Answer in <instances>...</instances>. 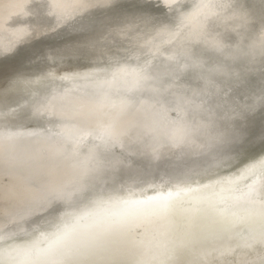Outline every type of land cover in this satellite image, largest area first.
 Returning <instances> with one entry per match:
<instances>
[{"label":"rangeland","instance_id":"rangeland-1","mask_svg":"<svg viewBox=\"0 0 264 264\" xmlns=\"http://www.w3.org/2000/svg\"><path fill=\"white\" fill-rule=\"evenodd\" d=\"M19 1L20 0H0V13L13 10L11 13L12 15L6 21H2L0 17V49L17 47V49H19L18 52L21 54L29 53L31 54L30 56L34 54L38 55L40 54V51H43L44 49L47 50L53 48L55 44L54 42L58 40L60 41V38H80V44H78V41L76 42V40V43H73V45L68 44L72 49L81 45V43L87 42L88 44L89 41L93 39H99L92 34L95 33L96 30H99L98 32L100 34L102 33V36L107 34L116 37L121 35L123 29H135L133 25L135 22L133 21L136 20L143 11H149V9L146 10L149 6L146 3L148 0H136L134 4L139 5V7L142 6V8H137L136 10L131 9V13L126 16H117L119 9L123 8L120 7V2H117L112 6L108 11L110 14H106L108 12L104 13L102 8H96L95 10L93 9V11L91 9L89 11V8L87 7H80L81 5L79 6V3H81V0H29L30 3L25 6L21 5ZM166 1L169 3L168 7L165 8L162 6L161 8L160 5L154 7L153 11L156 12L155 20H158L162 13H165V16L167 17L175 8L178 9V12L181 14V12H184L185 8L190 5L192 0ZM175 1H178V3H175ZM194 3L202 5L192 14V21L194 22L192 24L190 23L188 31L186 32V28L183 29L180 25L181 23L178 22L179 25L176 24L174 26L170 36L162 38L156 48L158 49V52H156L158 54L160 51H166L165 54L163 53L162 58H165L168 64H171V62H168L171 61V58L181 55L182 53L184 54L187 51H195L197 47L200 48V50L208 48V52H212L214 49H216L217 52L227 51L230 47H226L229 46L226 43H230V41L235 39V32L246 33L247 37L250 35V37H253L252 40L250 38L252 44L244 46L250 49L248 52L251 50L257 52L258 49H253L256 48L255 45H259V50L260 46L264 45V34L262 35V33L256 31V29L260 30V27L264 25V0H198ZM66 5L68 7H65ZM35 6L36 8H34ZM49 8H54L50 14L46 12V9ZM128 8H131L130 5ZM17 9L21 10L17 11ZM158 9H161V11H158ZM14 10H16V12ZM198 11L199 14H197ZM146 19H149V17ZM111 21L115 23L112 30L108 29V24ZM99 22L107 25L106 28L104 29ZM93 24H98L99 27L92 29L90 32L91 35L77 34L79 29L90 28ZM198 24H202L203 27H199ZM201 28L204 29L201 30ZM217 31L221 32L217 34ZM162 32L163 30L158 28L153 35L140 40L135 47L137 49H140L139 47H144L150 43V40L153 38L157 36L160 37V35L162 36ZM214 32L217 37L216 43L209 44L206 40L202 39L205 46H202V42L195 44L194 41L196 36L197 39H199L201 33L211 36ZM251 32L254 33L250 34ZM76 34L77 37H74ZM258 39H260V41H258ZM178 40H180L179 43H177ZM173 45L176 47L171 49ZM66 46L67 44L62 47L64 48L63 51L66 50L64 52L70 50L69 46L68 48H66ZM78 48L80 47H76L77 51ZM72 49L69 52H77ZM59 51L55 52L56 56H54L56 59L58 58L57 56L59 53L60 55L65 54L62 52V49ZM69 52L67 53L68 56L66 54L63 56L64 59L62 55L59 57H62L61 60L63 59V61H60L59 58L57 59V61L59 60L63 63L58 62L59 64H56L55 60L53 61L54 64L51 63V66L47 65V67L46 64H44L43 68L52 67L55 64L56 66L54 67H60L63 64L60 71H68V67L65 64L67 57H71V53ZM139 53L141 52H137L136 55H139ZM149 53H147V55H149L147 63L152 61L153 57L155 58V56H152ZM254 53L242 54L251 56ZM260 55L261 57H264L263 51L260 52ZM77 56L78 55H76V57ZM73 58H75V54H73ZM16 59H18V56L9 60V62L15 63L17 61ZM4 60L5 59H2L0 54V63ZM77 60L82 61L83 59L81 60L80 58H77ZM230 60L233 65V60ZM262 60L263 65L256 69H252V65L248 61H235V63L239 64L241 68L240 76L247 79L248 83H244L243 85L245 88H253V85H259V81L264 73V59ZM235 67L238 68L237 65H235ZM35 69H37L35 72H39L42 67ZM35 69L30 71L31 75ZM258 71L260 72L258 73ZM26 73L22 75H28ZM4 74L5 73L1 76H6ZM12 74L15 76L19 73ZM12 74H10V77H13ZM164 77L165 81H169L171 75H165ZM175 79L176 81H179L178 76L175 77ZM73 86H75V84H73L72 87ZM103 91L105 92L104 89L98 90L97 97L102 96ZM157 91L147 98H144L142 104L137 110L128 112L118 127L112 129L114 131H111V134H113L117 140L114 145L109 146L112 150L108 152V145L105 144L101 147L102 149L105 148L103 151L102 149L101 151L99 149L98 152H93L91 154L92 157L90 158L93 159L94 163L95 161H100L104 164H109L110 166L113 165V170H106V168H103V170H98L99 173L97 175L98 177H101L100 182L98 181V185L101 183H108L109 180H106L108 177L113 178L115 182H117V185L122 184L116 189L111 187V189H107L112 191L110 193L113 196L118 192L117 196H115L116 198H121L123 192H120L125 185L126 188L129 186L128 188L132 187L134 189V182H140L145 178L146 180H153V186L155 188L152 186V189L150 188L148 190L147 195L153 199L156 198V200H159L161 203V206H159V208L161 207L159 209L160 215L152 217L148 216L142 220L140 219L126 230L129 235L128 240L130 239L133 241L131 245H125L119 249H107L105 247V249L103 248L99 251L85 255L68 257V259L75 261L76 264H200L201 262H208L213 259L234 262L237 258L242 259L243 257L245 258V256L250 257L254 252L259 250L264 243V198L253 195L264 177V108H260V104L258 103L261 94L256 95V98L252 100V117L250 116L251 118H246V122L243 123V120L232 115L227 121H223L222 117L216 113L219 111H227L229 109L217 105L214 98L207 101L209 105L213 106L205 109L204 113L195 110L196 107L194 106H197L198 104L191 106L185 101H180L178 102L179 104H171L155 110L154 103L159 100L162 94L164 95V91H160V86H158ZM184 91L185 89L180 90V92ZM138 93L139 91L136 90L135 93L130 96L135 98ZM227 95L228 91H224L223 96L225 97ZM53 102L54 101L49 103L53 105ZM75 102L71 100L60 113V116L61 114L64 115L63 117L65 119H62L67 124H63L60 127V131L64 130L63 133L68 136L70 134H77V130L73 129L72 131H69V127L76 125L77 128L85 129L87 126L86 121L88 122L87 117L81 116L82 113L79 116L73 115L72 109L75 107ZM124 107L125 105L123 104V107L115 116H113L114 118L112 117L113 120L122 113L121 111ZM86 108L88 110V115L96 112L93 104ZM33 111L32 117L34 116L46 123L49 122L50 125L55 126L58 122L55 120V116L51 115L50 112L43 108H36ZM19 113L20 108L18 107L15 115H19ZM213 114L215 116H212ZM138 116L145 121H136V119L139 118ZM156 116H158V119L155 122H152L156 119ZM13 121H15V117L11 118L10 123L7 122L0 128V155H3L1 162L5 161L10 156H13L14 149L26 143H30V147L27 148L29 153H32L33 155L40 154L41 157H43V155L45 157L57 155V157L54 158H58V150H60V152L64 151L61 144L57 141L47 142L46 139L41 140L39 138H36L37 140L35 141L34 137L36 136L34 134L36 133H31L34 137L30 135L19 137L21 134L18 133V135H16L11 133L10 127H12V124L14 123ZM25 125L29 126V124ZM93 125V128L99 126L98 123H93ZM104 128L105 127L101 126V129ZM139 138H141V140ZM28 140L30 142H28ZM204 148L207 150V154L201 153ZM104 150H106V153ZM65 157L66 155L61 156V161L58 167L54 165L53 168H48L49 171L46 170L45 174L47 177L62 172L64 165L63 160ZM0 158L2 157L0 156ZM197 158L201 159V161H198ZM54 160L55 159L50 161L44 160V163L46 162L45 164L48 165L49 162H53ZM191 168L193 169V172ZM1 169L2 167L0 166V170ZM190 169L191 172H189ZM196 169L199 172H197ZM210 169H212L213 175ZM125 173L132 174H127L128 176H126ZM198 173L200 174L198 175ZM205 174L208 176H205ZM200 175H203L202 177L205 178V181L203 180L204 178L201 179L204 183L207 182L206 184H203L201 179L199 181ZM209 175L210 177L212 176L211 179L209 178ZM183 177L186 178H184V181H187L185 184L189 186H186L185 184H183V186L179 185L182 184ZM207 177L208 181L206 180ZM174 178L176 181H174ZM177 180H180L181 182ZM89 181L91 180L89 179ZM7 182L10 183L9 179ZM23 184L20 187L21 194L23 192ZM85 184L86 181L83 176L71 177L64 182L62 192L74 194L71 198V205L84 196L81 192ZM165 184H167V186H165ZM173 184L175 189L173 188ZM190 184H192L193 187ZM0 186H2V184H0ZM164 186L166 189L163 188ZM177 186L178 189L176 188ZM179 187L182 190H179ZM185 187L186 189H184ZM191 187L192 189L194 188V190L191 191ZM128 188L127 190L130 191ZM132 188L130 189L132 190ZM196 188L199 190L197 191ZM172 189L178 193L175 194L174 191L172 193ZM189 191L193 194L191 193V195H188V193L190 194ZM159 192L162 193L159 194ZM163 192L167 194L164 197H160L164 195ZM182 192L184 193L182 194ZM171 193L173 194L172 197ZM186 193L187 197L185 196ZM154 194L159 195V197ZM169 194H171V202L166 199V197L169 198ZM179 196H183V198H180ZM133 198H136V200ZM161 198H163V201H160ZM94 199H100V197L96 196ZM179 199L181 201H178ZM133 200L135 206H139L140 202L138 201L141 200L139 199V196H132V201ZM174 200H177L178 202ZM167 201H169L168 204L172 203V205H168ZM22 202L23 204L20 203V205L22 204L23 206L24 201ZM123 202H126V200ZM123 202L121 203V206L127 204V202ZM85 203L86 201L83 204ZM163 204L164 207L162 208ZM22 206L20 209H22ZM50 206L47 208L49 209ZM121 206L120 209H122ZM126 206L127 208H125ZM93 207L94 206L92 205V209ZM128 207V204L123 205L124 209L122 210L127 211L129 210ZM20 209H18L19 211L17 210V213L13 209V213H15L14 215L19 214L21 211ZM41 210H43L44 213L47 212L46 209L44 210L41 208ZM131 210L132 209L130 208V212H132ZM0 211L2 212V215H0V223L6 222L8 217L12 218H8V221L11 220L10 224L14 222L12 225H10L8 221L4 223V225L1 223L0 225L3 226L2 228H5L8 224L9 228L13 225L15 226L16 216L14 218L12 213H8V215H6L7 218L5 219V216H3V214H6L5 211ZM80 215H83V213ZM94 215L98 217L96 213H93L92 218L91 216H87L85 222L84 219L81 222L84 224L81 225L80 223V225L87 229L93 224L92 222L95 220ZM59 217H61V214L50 219V222H56L57 219L59 221ZM2 219L5 220L1 221ZM87 220H89V224H87ZM38 226L39 225L34 226L33 228L37 229ZM2 228H0V231ZM176 228L178 230H176ZM6 229L8 230V226L5 230ZM3 230L4 229H2V231ZM55 230L56 229L49 233L55 232ZM4 231L2 232L3 238L7 237L9 234V232L5 233ZM2 234L0 233L1 237ZM45 237H48L47 234L41 237L37 236L36 241L40 242ZM243 252L245 254L241 256V253ZM30 254L32 255L34 253L32 252ZM51 258L63 259L62 257H55L50 253L43 259L35 258L33 264H38L39 261Z\"/></svg>","mask_w":264,"mask_h":264},{"label":"bare ground","instance_id":"bare-ground-1","mask_svg":"<svg viewBox=\"0 0 264 264\" xmlns=\"http://www.w3.org/2000/svg\"><path fill=\"white\" fill-rule=\"evenodd\" d=\"M135 1L136 0H81L79 6H83L82 8L87 7L89 8V11L91 9L93 11V9L95 10L96 8H102L105 13L108 12L117 2H120L119 5L123 8L119 9L117 16H126L127 14L131 13V9L136 10L137 8H142V6L139 7V5L134 4ZM172 1L173 0H169V2ZM196 1L198 0H192L190 5H188L185 8L184 12H181V14L178 12V9L175 8L172 12L173 14L170 13V15L166 17L165 13H162L160 15V18L158 20H155L156 12L153 11L154 7L160 5L161 8L162 6L166 8L169 6V3L166 0H148V2L146 3L149 6L146 5L148 6L146 10L149 9V11H143L141 15L133 21L135 22L133 23L135 29H123L121 31V35H118L116 37L107 34H104L102 36V33L100 34L98 32L99 30H96V32L92 34L94 35V37L97 36L99 39H93L89 41L88 44L86 42L78 45L80 44V38L77 37V34L91 35L90 32L92 31V29L98 28V24H93L90 28L79 29L77 34L74 36L77 37L75 39L60 38V41L58 40L54 42L55 44L53 48L47 50L44 49L43 51H40V54L38 55L34 54L30 56L31 54L29 53L21 54L20 52H18L19 49H17V47L10 49H0L2 59H5L0 63V128L3 126V124L7 122L10 123L11 118L15 117V121H13L14 123L12 124V127H10L11 133L16 135H18V133L21 134V136L19 137H23V135L33 136L31 133H36L34 134L36 137L33 136L35 141L37 140L36 138H39L41 140L46 139L47 142L57 141L64 149V151L61 152L60 150H58V158H54L57 157V155L51 157H45L43 155V157H41L40 154L33 155L32 153H29L27 148L30 147V143H26L14 149L13 156L8 157L3 162H1L3 159V155H0L2 157L0 158V166L2 167V169L0 170V184H2V186H0V210L5 211L6 214H3V216H5V219L7 218L6 215H8V213H12V216L15 214L13 213V209L17 213L19 211L18 209H20L23 204L22 201H24V205L22 206V209H20V213L17 214L18 216L14 215V218L16 216L15 226L13 225L14 227L11 226L9 228V224L11 222V220L8 221L9 217L6 219V222L8 221L9 224L6 225L5 228L8 226V230L10 231H8L7 229L6 231L5 228H2L3 226L0 225V228L4 229L5 231H3L5 233L9 232L8 236L3 238L2 229V232L0 231V233L2 234V237L0 236V264H33V260H35V258L43 259L45 256L50 254L51 252L49 251V246L53 241V237L51 235L53 232H49L54 229L57 230V225L60 224V220L58 221L57 219L56 222L51 223L52 221L50 222V219L60 214L62 217L65 212H72L77 216L82 213L84 214L85 212H93L94 214L96 213L97 216L110 215L111 217H114L116 220H118V223L114 226L113 238L109 243L105 245L107 249H119L125 245H131L133 241L130 239L128 240L129 235L126 230L130 226H132L133 223L140 219L142 220L148 216L152 217L160 215L159 209L161 207L159 208V206H161V203L159 202V200H156V198L153 199L147 195L148 190L154 185L153 180H146L145 178L140 182L137 181L138 183L134 182V189L130 187L132 188L131 190L130 188H128L129 186L127 187L130 191L127 190L125 185V187L120 192H123L121 198L119 196V198H116L115 196H117L118 192L116 191V195L113 196L110 193L112 191H109L107 189H109L110 187L116 189L122 184L117 185V182H115L113 178L108 177L106 178V180H109L108 183H101L98 185V181L100 182L101 177H98L97 175L100 170H103V168H106V170H113V165L110 166L109 164H104L100 161H95L94 163L93 159L90 158L92 157L91 154L93 152H98L99 149L101 151V147L106 144L105 134L107 132L111 133V131H114L112 129H114V127H118V125L122 122V120H124L128 112L137 110V108L142 104L144 98H147L148 96L156 92L158 86H160L161 92L164 91V95L162 94L159 100L154 103L155 110L161 107L169 106L171 104H179L178 102L180 101H185L191 106L194 104H198L197 106H194L196 107L195 110L204 113L205 109L213 106L209 105L207 101H210L212 98H214L217 105L229 109L227 111H219L218 113H216L220 115V117H222L223 121H227V119L232 115L237 116L236 118L243 120V123H245L246 118H249L252 115L251 102L254 98H256V95L261 94V96H259L260 98L258 99V103L260 104V108H264V73L259 81L258 86L253 85V88H245L243 85L244 83H248L247 79L240 76L241 68L239 64L235 63L236 60H238L239 62H241L242 60L246 62L248 61L252 65V69H256L259 66L263 65L262 59H264V57H261L260 52L263 51L264 53V45L260 46V50L259 45H255L256 48L253 49H258L257 52L254 50L248 52V50L250 49L244 47L252 44L251 40L253 37H250L251 35L247 37L246 33L235 32V39L230 41V43H226L229 45L226 47H230V49H228L227 51L217 52V50L214 49L212 52H208V48H205V50H200V48L197 47L195 51H187L184 54L182 53L181 55L171 58V61H168L171 62V64H168L166 62V59L162 58L163 53L165 54L166 51H160L159 54L156 53L158 52V49L156 48L161 42V39L170 36L174 26L176 24L179 25L178 22L181 23L180 25L183 29L186 28V32L188 31V26H190V23L192 24L194 22L192 21V14L196 12L197 9H199L202 5L195 4L194 2ZM19 2L24 6L30 3L29 0H20ZM175 3H178V1H175ZM129 5L131 8H128ZM65 7L68 6L66 5ZM34 8H36V6ZM53 9L54 8L46 9V12L50 14ZM18 10L21 9H17V11ZM14 11L16 12V10ZM158 11H161V9H158ZM12 12L13 10L5 13H0L2 21H6L12 15ZM106 14H110V12ZM197 14H199V11L197 12ZM147 17H149V19H146ZM99 24L102 25L104 29L107 26L100 22ZM114 25L115 23L111 21L108 24V29L112 30ZM198 26L203 27L202 24H198ZM158 28H161L163 30L162 36L160 35V37L157 36L153 38L152 40H150V43H148L144 47H139L140 49H137L135 47L140 40L153 35V33H155ZM203 29L204 28H201V30ZM256 31L258 33H262L263 35L264 25L260 27V30L256 29ZM219 32L221 31H217L216 33L218 34ZM216 33L214 32L213 34H211V36L201 33L200 38L197 39L196 36L194 42L195 44H199L202 42V46H205V43L202 41V39H204L209 44H214L217 42V37L215 36ZM252 33L254 32H251L250 34ZM75 40L76 42L78 41L77 45L80 47L78 48V51L76 50V47L78 46L74 47V49L70 48L69 46L71 44L73 45V43H76ZM258 41H260V39H258ZM179 42L180 40H178L177 43ZM66 44V48H68V46L70 48L69 51H71L72 49L79 52L80 49V52H69L67 50L69 53H71V57H67L66 59V64L64 61V64L68 67V71L62 72L60 71V69L63 64L60 67L54 66H56L58 62L63 61V56L65 54L67 55L68 52H64L66 50L63 51L64 48H62ZM175 45H173L171 49L176 47ZM60 49H62V52L65 53H63L64 55L61 54L63 57L62 60V57L59 58L61 56V52L59 51ZM58 51L60 53L57 57L60 59V61H57L58 58L56 59L55 57V52ZM137 52L141 53H139V55H136ZM241 52L244 54L255 53L251 56H247L242 54ZM147 53L155 56V58L153 57V60L148 63L147 61L149 55H147ZM73 54H75V58H73ZM76 55L78 56L76 57ZM16 56H18V59H16L17 61L15 63H10L9 60H12ZM77 58L83 60L80 61L77 60ZM230 59L233 60V65ZM55 60V65L46 68L47 65L51 66V63L54 64L53 61ZM44 64H46L45 69L43 68ZM141 65H147L149 72L155 77V79L151 82L150 86L131 90L127 83L129 78L125 74L120 73L119 70L126 67L135 68ZM235 65H237L238 68H236ZM41 67L43 70L41 69L39 72H35L37 71V69L35 68ZM33 69L35 70L31 75L30 71ZM259 72L260 71H258V73ZM3 73H5L4 75L6 76L2 77L1 75ZM12 73L19 74L14 76ZM25 73L28 75H22ZM172 73L174 74V76ZM10 74H12L13 77H10ZM114 74H116L115 79L113 78ZM165 75H171L169 81H165ZM177 76L179 78V81H176L175 79V77ZM73 84H75V86L72 87ZM100 89H104L105 92L103 91L102 96L97 97V91ZM181 89H185V91L180 92ZM136 90L139 91L138 95L135 98L131 97L130 95L134 94ZM224 91H228V95L225 97L223 96ZM71 100H73L74 102L76 101L74 104L75 107L72 109L73 115L79 116L82 113L81 116L87 117L88 122L86 121L87 126L85 129H81L79 127L77 128L76 125H72L71 127H69V131H72L73 129L77 130V134H70L68 136L63 133L64 130L60 131V127L63 124L67 125L62 119L64 118V115L61 114L60 116V113L64 110V108ZM52 101H54L53 105L49 103ZM91 104L94 105V109H96V112L88 115V110L86 107ZM123 104L125 105V107L121 111L122 113L113 120L112 117L115 116L117 112L123 107ZM18 107L20 108V113L19 115H15L16 109ZM36 108H43L50 112L51 115L55 116V120L58 121L56 125H58L59 127L56 125H50L49 122L46 123L45 121H41L34 116L32 117V113L34 112L33 110ZM212 116L215 115L213 114ZM155 118H153L155 120L152 122H155L158 119V116H156ZM138 120L141 122L144 119L139 117L138 119H136V121ZM93 123H98L99 126H95L93 128ZM25 124H29V126H26ZM101 126L105 128L101 129ZM57 133H60V135H57ZM139 139L141 140V138ZM28 142L30 141L28 140ZM110 150L112 149H110V147L108 146L107 151L109 152ZM104 151L106 153V150ZM201 153L207 154L208 152L204 148ZM62 155H66L65 159L63 160L64 165L62 168V172L58 173L57 175H50L48 176V178L45 174L46 170L49 171L48 168H53L54 165L58 167ZM52 159L55 160L49 163L47 161L48 165L45 164L46 162L44 163V160L50 161ZM197 160L201 161V159L199 158H197ZM191 169L189 172H191ZM210 171L212 173V169H210ZM127 174L125 173L126 176L131 175L132 173H129L128 175ZM199 174L200 173H198V175ZM80 176H83L84 180L86 181V184L83 186L81 192L82 194H84V196H82L79 200H76L71 207H69L68 205H64L63 207H60L58 211H54V208H56L57 205L54 204L52 200L53 190L62 192L64 182L68 178ZM135 176L138 177L137 175ZM202 176L200 175L199 181L201 178H204ZM205 176L208 175L205 174ZM211 177L209 175L210 179ZM184 178L185 177H183L184 183L182 182V184L179 185L183 186V184L187 182L184 181ZM8 179L10 183L7 182ZM89 179L91 181H89ZM207 179L208 177L206 178V180ZM203 180L205 181V178ZM203 180L201 182H203ZM174 181H176V179ZM177 181L181 182L180 180ZM206 183L203 182V184ZM22 184L24 185V187L21 194L20 187L22 186ZM165 186H167V184H165ZM165 186L163 188H165ZM192 187L191 191L194 190V188L192 189ZM173 188L175 189L174 184ZM176 188L178 189V186ZM184 189H186V187ZM179 190L182 189H180L179 187ZM171 191L173 193L174 190L172 189ZM191 191H189L190 194L188 193V195H191ZM160 193L162 192H159V194ZM177 193L175 192V194ZM183 193L184 192H182V194ZM163 194L164 195L160 197H164L167 193L163 192ZM171 194H169L168 196L170 199L166 197V199L170 200V202L172 199L171 197L173 196V194ZM134 195L135 197L139 196V199H141L140 201H138L140 202L139 206H135L134 204V200H136V198H133L134 200L132 201V196ZM253 195L261 196L264 198V177L262 178L257 190L254 191ZM96 196H99L100 199H103L105 203L100 208L93 207L92 209V205L90 202L94 200ZM155 196L159 197V195ZM185 196L187 197V193ZM179 197L183 198V196ZM162 199L163 198H161L160 201ZM122 200H126L128 206L132 209V212H130L129 207V210L127 211L122 210L124 209L123 205H127L123 204L121 206V203L123 202ZM85 201L86 203L83 204ZM178 201L181 200L179 199ZM168 202L169 201H167V204ZM20 203L22 204L20 205ZM170 204L172 205V203ZM48 206H50L49 209L47 208ZM120 206L122 209H120ZM163 207L164 204L162 208ZM41 208L44 210L46 209L47 212L44 213ZM125 208H127V206ZM0 213V215H2L1 211ZM96 218L97 217L95 216L94 219ZM5 219H2L1 221ZM85 220L86 219H84V222ZM82 221L83 220H81L80 223ZM4 223L2 224L4 225ZM12 224H14V222L10 225ZM82 224L84 223H81V225ZM87 224H89V220H87ZM37 225H39L37 229H34L33 227ZM85 230L94 231V229H90L89 227L87 229L85 228ZM176 230L178 229L176 228ZM45 234H47L48 237L43 238L40 242L36 241L37 236L41 237ZM32 245H35V247H32L31 251L28 253L19 251L20 249ZM32 252L34 254L31 255L30 253ZM244 254V252L241 253V256ZM200 264H264V243L261 245V248L254 252L250 257L245 256V258L243 257L242 259L237 258L234 262L213 259L212 261H204Z\"/></svg>","mask_w":264,"mask_h":264},{"label":"snow or ice","instance_id":"snow-or-ice-1","mask_svg":"<svg viewBox=\"0 0 264 264\" xmlns=\"http://www.w3.org/2000/svg\"><path fill=\"white\" fill-rule=\"evenodd\" d=\"M119 72L129 78L127 83L131 90L150 86L151 82L155 79L149 72L147 65L135 68L126 67L120 69ZM113 78H116V74H114ZM57 135H60V133H57ZM105 136L108 146H112L117 142L116 137L110 132H107ZM72 195L74 194L53 190L52 200L57 205L54 211H58L64 205L71 207ZM90 203L94 207L100 208L105 201L103 199H94ZM92 215L93 213L91 212H86L79 216L72 212H65L62 217H59L60 224L57 225V230L51 234L53 241L49 246V251L53 256L62 257L63 259L51 258L39 261L38 264H76L75 261L68 259V257L85 255L103 249L113 238L114 226L118 223V220L114 217L98 216L93 224L89 226L94 231L85 230L80 225V221L85 219L86 216ZM32 247H35V245L20 249L19 251L28 253Z\"/></svg>","mask_w":264,"mask_h":264}]
</instances>
